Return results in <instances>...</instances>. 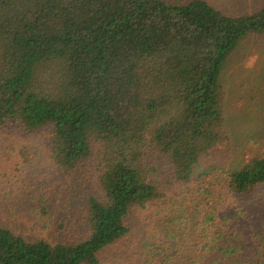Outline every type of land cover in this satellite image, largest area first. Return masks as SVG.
<instances>
[{
    "label": "trees",
    "instance_id": "16d2710c",
    "mask_svg": "<svg viewBox=\"0 0 264 264\" xmlns=\"http://www.w3.org/2000/svg\"><path fill=\"white\" fill-rule=\"evenodd\" d=\"M252 35L264 40V5L229 16L207 0H0V138L21 140L26 162L27 140L45 133L58 169L96 161L100 190L74 243L27 238L0 215V264H102L125 238L117 264H171L169 249L185 243L190 258L178 264H264V221L221 225L198 207L168 212L165 227L125 221L168 200L166 186L211 173L202 163L224 141L222 69ZM225 179L253 195L264 153Z\"/></svg>",
    "mask_w": 264,
    "mask_h": 264
},
{
    "label": "rangeland",
    "instance_id": "374dc122",
    "mask_svg": "<svg viewBox=\"0 0 264 264\" xmlns=\"http://www.w3.org/2000/svg\"><path fill=\"white\" fill-rule=\"evenodd\" d=\"M207 1L229 16L250 14L264 5V0ZM220 87V112L224 118L221 135L224 141L211 159L202 163L203 167L213 168L211 173L188 189L166 186L168 200L150 207L149 213L137 214L132 210L125 220L128 226L136 227L138 223L142 229L154 219L165 227L174 217H169L168 212H181L182 208L186 211L188 207H198V213L214 216L221 225L226 222L224 216L234 225L237 216L255 222L264 221V186L253 195H238L231 192L225 179L226 171L240 168L249 158L264 153L262 38L252 35L240 43L222 69ZM21 143L17 139L0 138V186L4 194L0 198V211H7L0 214L2 223L27 238L76 242L86 229L83 212L86 200L91 194H100L96 161L92 158L70 171L58 169L47 149V136L41 133L27 140L30 161L22 162L17 151ZM18 174L19 178L15 179ZM38 195L45 197L47 213L40 210ZM156 213L160 215L156 217ZM141 218L144 221L139 223ZM128 243V238L122 239L104 252L102 264H117L119 258L126 254ZM190 248L191 245L185 243L169 249L171 264L187 261Z\"/></svg>",
    "mask_w": 264,
    "mask_h": 264
}]
</instances>
